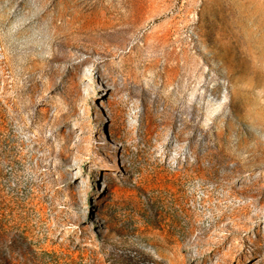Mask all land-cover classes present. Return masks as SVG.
<instances>
[{"label": "rangeland", "instance_id": "rangeland-1", "mask_svg": "<svg viewBox=\"0 0 264 264\" xmlns=\"http://www.w3.org/2000/svg\"><path fill=\"white\" fill-rule=\"evenodd\" d=\"M0 264H264V0H0Z\"/></svg>", "mask_w": 264, "mask_h": 264}]
</instances>
